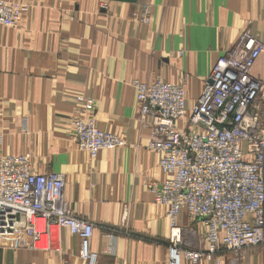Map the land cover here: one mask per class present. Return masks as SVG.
<instances>
[{"label":"crops","instance_id":"0c3cea01","mask_svg":"<svg viewBox=\"0 0 264 264\" xmlns=\"http://www.w3.org/2000/svg\"><path fill=\"white\" fill-rule=\"evenodd\" d=\"M16 1L29 8L17 27L0 26V154L27 153L36 173L64 175L69 209L93 223L98 264H165L170 223L148 188L165 176L131 83L183 80L190 107L244 31L264 40V0ZM263 66L260 56L252 73L261 76ZM77 95L94 100L97 127L122 145L95 158L78 149L69 135ZM179 224L189 247L202 246L200 220L181 213ZM57 237L58 251L2 243L0 264H82L78 237L66 228ZM220 260L264 264V245L223 251Z\"/></svg>","mask_w":264,"mask_h":264},{"label":"built area","instance_id":"2783aa9c","mask_svg":"<svg viewBox=\"0 0 264 264\" xmlns=\"http://www.w3.org/2000/svg\"><path fill=\"white\" fill-rule=\"evenodd\" d=\"M28 8L0 0V26L17 27ZM143 11L141 21L149 23L148 7ZM260 56L264 40L244 31L219 55L190 107L183 80L158 76L131 83L138 120L149 129L147 148L158 155L165 176L148 187L170 223L165 264H220L223 251L238 254L264 245V66L261 76L252 73ZM76 102L69 135L78 149L95 158L122 145L118 135L97 127L91 97L77 95ZM64 182L62 173H36L27 153L0 154V242L13 237L15 246L58 251V229L66 228L79 239L82 264H98L91 249L93 223L69 209ZM181 213L202 222V246L187 245ZM107 236L114 246L115 235Z\"/></svg>","mask_w":264,"mask_h":264},{"label":"rangeland","instance_id":"374dc122","mask_svg":"<svg viewBox=\"0 0 264 264\" xmlns=\"http://www.w3.org/2000/svg\"><path fill=\"white\" fill-rule=\"evenodd\" d=\"M2 241L0 242V244H7V245H9V244H12L13 242H14V239H13V237L12 238H10V237H7V238H2L1 239Z\"/></svg>","mask_w":264,"mask_h":264},{"label":"water","instance_id":"95a60500","mask_svg":"<svg viewBox=\"0 0 264 264\" xmlns=\"http://www.w3.org/2000/svg\"><path fill=\"white\" fill-rule=\"evenodd\" d=\"M208 83H212V81L211 80H208Z\"/></svg>","mask_w":264,"mask_h":264}]
</instances>
